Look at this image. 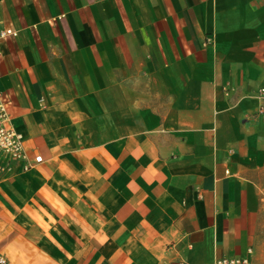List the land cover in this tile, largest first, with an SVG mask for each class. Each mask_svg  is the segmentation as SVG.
<instances>
[{
    "label": "crops",
    "instance_id": "crops-1",
    "mask_svg": "<svg viewBox=\"0 0 264 264\" xmlns=\"http://www.w3.org/2000/svg\"><path fill=\"white\" fill-rule=\"evenodd\" d=\"M5 30V264H264V0H0Z\"/></svg>",
    "mask_w": 264,
    "mask_h": 264
},
{
    "label": "built area",
    "instance_id": "built-area-1",
    "mask_svg": "<svg viewBox=\"0 0 264 264\" xmlns=\"http://www.w3.org/2000/svg\"><path fill=\"white\" fill-rule=\"evenodd\" d=\"M14 34L11 30L0 32V38ZM257 97L261 101L259 112H264V84L257 90ZM0 152L6 158L5 162L0 161V171H4L8 167L10 161L16 162L24 158L22 138L10 128L3 104L0 99ZM251 253V250H248ZM6 260L0 256V264H5ZM212 264H250L249 256L244 257H221L216 259Z\"/></svg>",
    "mask_w": 264,
    "mask_h": 264
},
{
    "label": "rangeland",
    "instance_id": "rangeland-1",
    "mask_svg": "<svg viewBox=\"0 0 264 264\" xmlns=\"http://www.w3.org/2000/svg\"><path fill=\"white\" fill-rule=\"evenodd\" d=\"M0 154H2L1 152H0ZM4 155L2 154V157H3Z\"/></svg>",
    "mask_w": 264,
    "mask_h": 264
}]
</instances>
